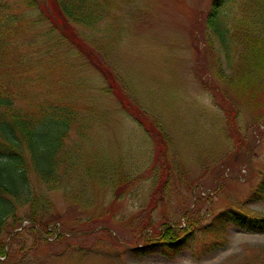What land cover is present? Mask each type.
<instances>
[{"label":"rangeland","instance_id":"obj_1","mask_svg":"<svg viewBox=\"0 0 264 264\" xmlns=\"http://www.w3.org/2000/svg\"><path fill=\"white\" fill-rule=\"evenodd\" d=\"M0 1L19 18L20 36L7 43L17 53L2 59L0 87L16 88L41 120L57 104L76 110L60 146L73 178L50 190L36 184L48 209H38L37 223L26 217L31 205L19 209L18 223L9 219L0 264H264V232L219 217H264V71L238 78L225 59L237 41L227 37L226 49L206 42L213 0H108L105 21L69 22L80 42L42 8L47 0ZM94 59L150 128L123 110ZM168 225L187 237L173 257L161 245L131 249L159 241Z\"/></svg>","mask_w":264,"mask_h":264},{"label":"trees","instance_id":"obj_2","mask_svg":"<svg viewBox=\"0 0 264 264\" xmlns=\"http://www.w3.org/2000/svg\"><path fill=\"white\" fill-rule=\"evenodd\" d=\"M107 1L47 0L45 2L43 0H28V3L37 7L39 3L45 2L46 5H42V8L49 9L51 17L56 18L63 33H66L65 35L70 37L73 42H80L81 37L78 38L77 33L74 34L72 27H69V22L94 27L97 23L105 21L110 16L108 12L107 14L105 12ZM262 2L264 0H252L250 4L246 0H213L210 12L206 17L212 34V36L210 34L207 36L206 41L210 46H215L216 40L218 45L220 43L226 49L227 46H230L229 42L225 41L227 37H230L231 42L237 41V47L234 50L236 53L234 52L233 56L226 53L225 59H227L230 68L240 69L241 75L238 73L240 77L236 76L238 78H242L244 71L254 67L264 71V22L256 17L257 13L264 9ZM3 9L5 10L3 11ZM7 9L5 4L0 1V13H2L0 17V63L2 59H11L13 53H17L15 50H10L11 44L8 47L7 43L17 42L16 39L20 37L19 34H16L17 29L13 27L14 22L17 23L16 20L19 18ZM98 13L103 14L99 16ZM256 22L259 24L254 28ZM250 27L254 30L253 34L250 33ZM88 55L93 56V54ZM94 64L103 71L116 89L123 110L135 112L138 120L144 121L146 127L150 128L151 123L148 121V117L146 120L141 112L142 109L136 105L137 102L131 100V103H134L131 104L127 96L123 94V90L117 86L116 80L109 77L111 75L108 73L109 69L106 65L99 59H94ZM234 73L236 72L234 71ZM219 74L223 80V71L220 70ZM3 76L2 73L1 77ZM262 80L263 84L260 90L264 89ZM254 82L252 81L247 86L248 90L250 88H254V91L257 90ZM14 90L16 88L0 87V236L8 229L9 219H13L15 223L19 222L21 219L19 209L23 207L31 205L30 213L26 214L30 221L35 223L41 221L40 218L44 212L40 211L41 213H39L38 209L44 207L43 210L46 212L48 204L43 198L35 197L37 183L48 190L59 188L61 185L70 183L73 178L72 172H74L73 167L70 168L62 160L60 154L64 150L60 149V146L64 143L65 137L69 136L68 133L72 127L70 122L74 120L73 114L76 113L75 108L57 104L47 115H43L42 117L45 118L41 120L35 113L38 107L28 103L22 93L18 91L15 93ZM17 102L25 106L17 105ZM46 102L42 101L40 104V109L43 111L46 106H49ZM78 112L85 113L87 116L91 114L80 109ZM79 127L81 128L82 125ZM76 159H78L79 165L82 158ZM226 214L230 215L227 221L236 224L243 231L264 232V217L262 216L229 210L222 212L219 217ZM218 223L221 226L225 224L222 221ZM181 231V228L177 229L168 225L165 232L159 231V241L152 242L150 239L145 245H141V248L137 246L131 247V249L149 254L155 245H161L167 249L166 253L171 258L177 254L178 249L183 248L181 243L187 238L178 236ZM221 245L223 244L221 243ZM3 248V244H0V252L4 251ZM210 250L213 248L211 247Z\"/></svg>","mask_w":264,"mask_h":264}]
</instances>
